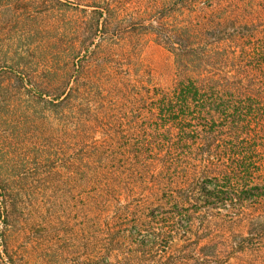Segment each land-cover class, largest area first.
Wrapping results in <instances>:
<instances>
[{"label": "trees", "instance_id": "16d2710c", "mask_svg": "<svg viewBox=\"0 0 264 264\" xmlns=\"http://www.w3.org/2000/svg\"><path fill=\"white\" fill-rule=\"evenodd\" d=\"M100 9L98 40L34 90L47 172L81 184L88 260L264 264V0H151L130 30ZM142 40L170 57L165 80ZM9 183L0 163V224Z\"/></svg>", "mask_w": 264, "mask_h": 264}, {"label": "rangeland", "instance_id": "374dc122", "mask_svg": "<svg viewBox=\"0 0 264 264\" xmlns=\"http://www.w3.org/2000/svg\"><path fill=\"white\" fill-rule=\"evenodd\" d=\"M150 1L0 0V163L11 182L0 236L16 264H122L98 255L88 260L81 184L71 185L63 167L57 174L47 172L56 149L35 130L42 113L34 90L69 73L82 47L98 40L95 11L105 8L112 20L122 15L130 30ZM142 44L144 68L165 80L170 57L151 41Z\"/></svg>", "mask_w": 264, "mask_h": 264}]
</instances>
